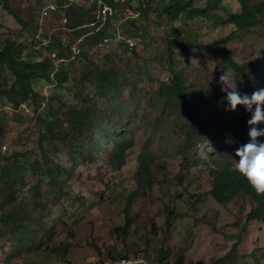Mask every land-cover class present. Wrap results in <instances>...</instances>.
<instances>
[{"label":"rangeland","instance_id":"374dc122","mask_svg":"<svg viewBox=\"0 0 264 264\" xmlns=\"http://www.w3.org/2000/svg\"><path fill=\"white\" fill-rule=\"evenodd\" d=\"M4 2L28 21L25 28L7 14ZM205 2L195 0L198 6ZM48 4L58 8L42 18V10ZM112 12L106 43L97 49H84L82 54L89 59L82 55L73 63L68 71L72 79L68 91L41 84L36 90L45 98L39 103L42 105H23L17 112L10 103L0 100V117L4 119L0 168L8 160L20 164L42 160V126L36 116L44 113L53 94L61 98L52 104L55 109L60 108V102L79 110L84 108L74 98L76 91L94 98L102 112L103 128L112 133L117 126L118 134L127 139L129 147L116 169L109 164L114 152L111 147L106 146L94 163H88L71 159L64 148L53 155L46 145L51 159L69 171L65 192L59 193L48 180L36 175L25 178L17 191L18 200L7 211L31 215L32 220L25 223L32 231L20 239L13 227L0 226V264H110L111 260L135 255L150 264L165 255L169 264H179V260L184 264H213L229 254L235 234L252 207L243 195L221 204L208 195L212 178L205 165L210 156L229 158L233 166L238 159L235 149L240 144L226 126L177 153L176 147L184 137L176 126V112L173 107L163 109L157 104L158 88L162 82L169 83L171 70L178 71L183 81L198 88L213 85L221 74L219 59L206 49H174L170 62L167 61L165 39L171 35L184 39V34L190 33L207 42L222 36L224 31L210 33L213 27L208 23L190 20L170 27L164 16L145 13L136 0L117 3ZM64 18L60 0H0V40L9 38L26 46L34 42L47 55L46 37L76 41L74 33L64 28ZM204 26L207 29L196 36V30ZM260 27L264 34V17ZM127 41L133 44V50H129ZM78 44H74L76 49ZM228 47L239 62L264 61V36L254 32L237 34ZM90 63L104 72L113 70L117 74L118 93L109 91L101 95L94 84H80L81 70L90 68ZM69 64L57 62L58 70H66ZM223 73L231 83V72ZM234 82L237 90L243 85L236 78ZM199 121L212 128L217 123L224 125L221 112H215L209 100L201 103ZM98 124L94 120L90 128L95 131ZM142 154L148 169L146 175L152 182L144 195L135 185L140 181L136 173ZM180 198L188 202L183 203ZM167 211L176 214L169 230L165 224ZM125 220L130 222L127 232L115 233ZM242 239L239 254L223 264H264V225L250 226Z\"/></svg>","mask_w":264,"mask_h":264},{"label":"trees","instance_id":"16d2710c","mask_svg":"<svg viewBox=\"0 0 264 264\" xmlns=\"http://www.w3.org/2000/svg\"><path fill=\"white\" fill-rule=\"evenodd\" d=\"M60 1L65 17L64 28L74 33L76 41L70 43L62 38L46 37L48 53L44 55L34 42L26 46L22 42L9 38L0 40V100L10 103L16 112L23 105H38L45 101L43 95L36 90L41 84L49 83L60 90L68 91L71 79V74L68 71L74 66L73 63L82 55L89 59L82 54L84 49L95 48V46L97 49L104 39H108L107 26L110 16L98 31H96L97 25H91L97 19L95 2H91V0ZM136 1L145 13H153L156 17L164 16L170 27L176 22L190 20L191 22L203 21L208 23L209 26L213 27L210 33L214 30L224 31L222 36L207 42L191 36L190 33L184 34V39L175 35L168 36L165 39L169 53L167 61L170 62L174 49L183 52L206 49L219 59V71L229 70L234 78L243 83L238 91L250 94L255 88L264 84V61L250 59L239 62L235 58L234 51L228 47V43L235 40L237 34L241 32L251 31L264 36L260 31V24L264 17V0H206L203 6L196 5L195 0ZM103 2L109 6L112 12L117 3L120 4L122 1L103 0ZM2 6L19 26L25 28L28 25V21L23 19L8 3L4 2ZM207 27L198 28L195 35L199 36ZM76 42H79L77 45L78 53L73 54L72 47L74 44L76 45ZM133 49L134 47L131 50ZM57 62H70V64L63 71L58 70ZM89 65H91L90 68L81 70L79 80L81 85L83 83L94 84L101 95H105L104 93L109 91L118 93L119 79L113 70L104 72L92 63ZM218 78L219 74L213 85L207 84L198 88L183 81L178 71L171 70L169 83L162 82L160 84L157 104L163 109L173 107L174 112H176V126L179 127L184 137L176 147L177 153L179 150L182 151L193 146L202 140L203 136L218 132L223 126H226L229 134L237 140V144H242L240 141L238 142L240 139L243 140V143L247 141V132L251 125H248L246 121L250 118L251 112L246 111L240 105L235 110L225 109L224 92L221 91V83ZM39 80L40 82L35 84ZM73 95L83 104L84 108L79 110L60 102V108L55 109L52 104L61 101V98L53 94L52 98L48 100L49 104L44 109V113L36 116L37 122L42 126V135L39 139L42 160L39 162L28 160L23 164L18 161L11 163L8 160L0 168V226L13 227L15 234L20 239L32 231L29 225L25 223V221L30 222L32 216L16 210H7L18 200L17 191L25 182V178L36 175L48 180L59 193H64L67 185L69 171L51 159L52 156L48 155L46 145L53 155L60 153L61 149L64 148L71 159L79 158L88 163H94L106 146L107 148L111 147L114 152L109 164L116 169H119L123 155L129 147L127 139L118 134L120 129L117 126L112 133L103 128L102 112L94 98L85 96L82 91H76ZM205 100L211 102L215 112L218 110L221 112L224 125L217 123L215 128H212L210 125L200 123V106ZM94 120L99 122L98 129L95 131L90 128V123ZM254 126L257 128L264 127V121L258 122ZM240 130H242V134L239 133ZM3 135L4 119L0 117V137ZM116 135L119 136L116 138ZM258 139H264V137H258ZM15 157L20 158L21 156L15 155ZM205 166L212 178L211 190L208 195L216 203L230 202L239 195L247 197L252 203L251 209L245 215L241 230L235 234L229 254L213 263L223 264L239 254V245L243 241L242 235L249 232L250 226L258 228V225H264V192L254 191L236 167L231 164L229 158L211 155ZM146 171L148 169L142 154L137 163L136 173V178H140V181H137L135 185L140 187L143 195L152 186ZM180 200L183 203L188 202L183 198ZM175 218V213L167 211L165 215L167 230L171 228ZM129 226L130 222L125 220L124 225L116 229L115 233L125 234ZM70 238L73 239V236L70 235ZM138 260L143 261L144 264H150L137 255L133 258L125 256L111 260L110 264L118 261ZM178 263L184 264L182 260H179ZM151 264H169L167 263V255L159 257L157 261Z\"/></svg>","mask_w":264,"mask_h":264},{"label":"clouds","instance_id":"9594fccd","mask_svg":"<svg viewBox=\"0 0 264 264\" xmlns=\"http://www.w3.org/2000/svg\"><path fill=\"white\" fill-rule=\"evenodd\" d=\"M103 27V26H102ZM74 54V53H73ZM221 91L226 110H235L238 105L250 111V118L246 121L249 127L246 142L235 149V167L241 176L256 192H264V127L254 125L264 121V87L255 88L250 94L237 90L234 78L229 83V77L221 72L219 75Z\"/></svg>","mask_w":264,"mask_h":264},{"label":"built area","instance_id":"2783aa9c","mask_svg":"<svg viewBox=\"0 0 264 264\" xmlns=\"http://www.w3.org/2000/svg\"><path fill=\"white\" fill-rule=\"evenodd\" d=\"M92 2H95L97 6V15H96V21L92 22L91 25L96 26V31H98L106 22L108 16L111 14V9L107 4L103 2V0H91ZM123 2V0H121ZM58 8L57 5L54 4H48L46 7L43 8L42 10V18L48 17L50 13L56 11ZM107 39L103 40V44H105ZM129 50L132 49L133 44L128 43ZM72 51L74 54H77V49L76 47H72ZM113 264H144L143 261L138 260V261H118Z\"/></svg>","mask_w":264,"mask_h":264}]
</instances>
